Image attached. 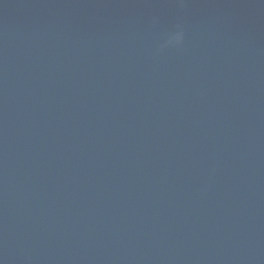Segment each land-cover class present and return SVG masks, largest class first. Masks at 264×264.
I'll return each instance as SVG.
<instances>
[{
  "label": "water",
  "instance_id": "water-1",
  "mask_svg": "<svg viewBox=\"0 0 264 264\" xmlns=\"http://www.w3.org/2000/svg\"><path fill=\"white\" fill-rule=\"evenodd\" d=\"M0 264H264V0H0Z\"/></svg>",
  "mask_w": 264,
  "mask_h": 264
},
{
  "label": "clouds",
  "instance_id": "clouds-1",
  "mask_svg": "<svg viewBox=\"0 0 264 264\" xmlns=\"http://www.w3.org/2000/svg\"><path fill=\"white\" fill-rule=\"evenodd\" d=\"M181 39H182V33H177L170 38L169 43L173 41L179 43Z\"/></svg>",
  "mask_w": 264,
  "mask_h": 264
}]
</instances>
